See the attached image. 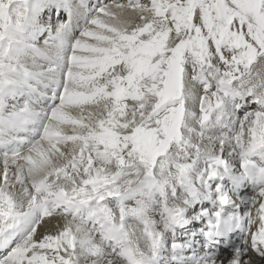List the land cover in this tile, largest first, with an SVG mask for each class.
<instances>
[{
	"label": "snow or ice",
	"instance_id": "obj_1",
	"mask_svg": "<svg viewBox=\"0 0 264 264\" xmlns=\"http://www.w3.org/2000/svg\"><path fill=\"white\" fill-rule=\"evenodd\" d=\"M0 264H264V0H0Z\"/></svg>",
	"mask_w": 264,
	"mask_h": 264
}]
</instances>
